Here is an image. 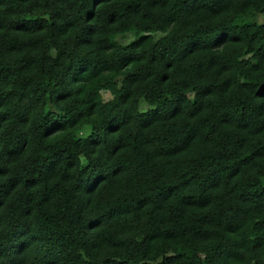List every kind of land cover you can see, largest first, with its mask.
I'll use <instances>...</instances> for the list:
<instances>
[{
    "label": "trees",
    "instance_id": "1",
    "mask_svg": "<svg viewBox=\"0 0 264 264\" xmlns=\"http://www.w3.org/2000/svg\"><path fill=\"white\" fill-rule=\"evenodd\" d=\"M0 264H264V0H0Z\"/></svg>",
    "mask_w": 264,
    "mask_h": 264
},
{
    "label": "rangeland",
    "instance_id": "2",
    "mask_svg": "<svg viewBox=\"0 0 264 264\" xmlns=\"http://www.w3.org/2000/svg\"><path fill=\"white\" fill-rule=\"evenodd\" d=\"M256 19H257V21H260L261 20V15H257ZM132 39H133V37L130 34H124V35L117 36L116 37V42L123 44V43H127L128 41H130ZM102 95L105 98L109 97V94L107 92H102ZM139 109L140 110L147 109L146 103L143 100H141L140 103H139ZM88 131H89V128L88 127H84L79 132V135L80 136H85L88 133Z\"/></svg>",
    "mask_w": 264,
    "mask_h": 264
}]
</instances>
